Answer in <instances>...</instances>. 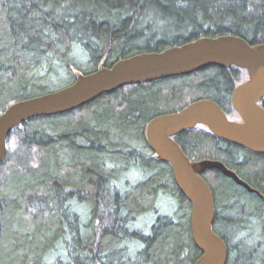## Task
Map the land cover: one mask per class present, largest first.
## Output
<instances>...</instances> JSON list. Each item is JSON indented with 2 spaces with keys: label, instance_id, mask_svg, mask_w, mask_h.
I'll return each instance as SVG.
<instances>
[{
  "label": "trees",
  "instance_id": "1",
  "mask_svg": "<svg viewBox=\"0 0 264 264\" xmlns=\"http://www.w3.org/2000/svg\"><path fill=\"white\" fill-rule=\"evenodd\" d=\"M223 34L264 42V0H0V114L100 63ZM245 78L236 66H207L13 128L0 163V264H192L191 204L143 127L200 98L237 118L229 97ZM173 138L191 160H220L260 193L218 170L201 173L225 264H264V153L203 125Z\"/></svg>",
  "mask_w": 264,
  "mask_h": 264
},
{
  "label": "water",
  "instance_id": "2",
  "mask_svg": "<svg viewBox=\"0 0 264 264\" xmlns=\"http://www.w3.org/2000/svg\"><path fill=\"white\" fill-rule=\"evenodd\" d=\"M207 66L245 70L246 78L232 89L229 97L238 117L229 118L215 100L200 98L178 111L149 119L143 127V138L156 159L170 165L177 188L191 204L190 234L200 251L192 264H225L228 246L212 228L214 195L201 173L218 170L248 192L261 195L222 161L191 160L173 136L203 125L217 137L264 153V107L259 103L264 97V42L251 44L234 34L203 36L159 51L137 53L110 66L100 63L92 72L77 74L68 85L15 101L0 114V163L5 159L11 130L27 119L74 110L125 85L187 74Z\"/></svg>",
  "mask_w": 264,
  "mask_h": 264
},
{
  "label": "rangeland",
  "instance_id": "3",
  "mask_svg": "<svg viewBox=\"0 0 264 264\" xmlns=\"http://www.w3.org/2000/svg\"><path fill=\"white\" fill-rule=\"evenodd\" d=\"M222 190L221 191H223V190H225V188H223V187H220Z\"/></svg>",
  "mask_w": 264,
  "mask_h": 264
}]
</instances>
